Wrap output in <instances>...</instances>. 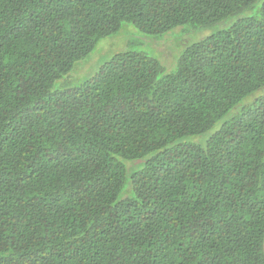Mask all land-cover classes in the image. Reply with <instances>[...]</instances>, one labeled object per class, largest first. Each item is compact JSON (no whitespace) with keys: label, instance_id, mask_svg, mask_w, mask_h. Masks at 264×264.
Segmentation results:
<instances>
[{"label":"trees","instance_id":"1","mask_svg":"<svg viewBox=\"0 0 264 264\" xmlns=\"http://www.w3.org/2000/svg\"><path fill=\"white\" fill-rule=\"evenodd\" d=\"M125 23L221 27L55 87ZM263 87L264 0H0V264H264Z\"/></svg>","mask_w":264,"mask_h":264},{"label":"rangeland","instance_id":"2","mask_svg":"<svg viewBox=\"0 0 264 264\" xmlns=\"http://www.w3.org/2000/svg\"><path fill=\"white\" fill-rule=\"evenodd\" d=\"M220 27L217 24L203 28L187 23L169 32L152 35L142 33L131 23H125L119 32L99 41L95 49L86 58L79 61L68 75L56 82L55 87L67 88L80 85L114 53L127 49L149 54L162 63L166 72H171L176 69L180 52L187 45L216 32ZM169 54L173 56L172 59L169 58L170 60L166 57ZM93 59L96 60L95 63H88ZM260 90L257 93L264 94V91Z\"/></svg>","mask_w":264,"mask_h":264}]
</instances>
